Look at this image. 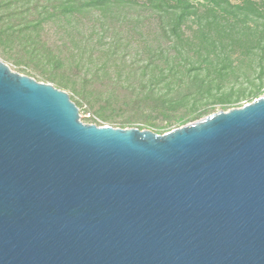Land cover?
<instances>
[{
  "label": "water",
  "instance_id": "95a60500",
  "mask_svg": "<svg viewBox=\"0 0 264 264\" xmlns=\"http://www.w3.org/2000/svg\"><path fill=\"white\" fill-rule=\"evenodd\" d=\"M0 264H264V95L98 127L0 59Z\"/></svg>",
  "mask_w": 264,
  "mask_h": 264
},
{
  "label": "trees",
  "instance_id": "16d2710c",
  "mask_svg": "<svg viewBox=\"0 0 264 264\" xmlns=\"http://www.w3.org/2000/svg\"><path fill=\"white\" fill-rule=\"evenodd\" d=\"M0 59L69 90L77 107L81 100L90 109L100 96L115 98L108 84L169 83L155 102H122L167 120L159 127L167 133L215 113L218 104L228 111L263 96L264 3L0 0ZM104 111L95 113L113 121Z\"/></svg>",
  "mask_w": 264,
  "mask_h": 264
},
{
  "label": "rangeland",
  "instance_id": "374dc122",
  "mask_svg": "<svg viewBox=\"0 0 264 264\" xmlns=\"http://www.w3.org/2000/svg\"><path fill=\"white\" fill-rule=\"evenodd\" d=\"M232 3H235V0H229ZM255 2H262L264 3V0H252ZM52 38V37H51ZM53 39V38H52ZM49 39V42L54 41V39ZM10 69L14 72H17L21 75L30 77L38 82L41 83H47V84H51L54 87L58 88L56 84L54 83H50L46 80H44L42 77H40V75L33 73L29 70L27 71H22V67H16L15 65H13L12 63H6ZM147 79V78H146ZM168 80H166L167 82ZM175 80L172 81L171 79V83L174 82ZM116 86V92H115V98H111V99H105V96H100L99 97V102L94 104V108L90 109L89 106L83 102V101H79L80 102V107H78L79 109V115H80V120L85 123V124H93L96 125L98 127H104V126H109L112 128H121V129H125V128H137L139 130H150L156 134H164L166 132L165 129L159 128L160 126H164L166 125L167 120H164L161 116H157L155 114H150L148 113L147 109H142L138 112H136V109L133 108V106H128V107H124L123 104L124 102L129 103L130 100H135V99H146V102H155L159 99H161L160 97H162L163 95H165V93H167V89L165 88L166 86L170 85L169 83H166L164 85V83H161L158 85L157 88H155V85L152 84V82L149 81H145L142 82L141 84L135 83V84H128L126 82H118L117 84L114 85V83L112 84H108V86ZM109 89V88H108ZM62 90V89H60ZM66 93H68L70 95L71 98H75V95L70 92L69 90H64ZM262 91H264V86L262 88ZM172 95L169 94L168 97H170ZM264 95V94H263ZM173 97H175L176 95H172ZM172 97V98H173ZM154 100V101H152ZM117 101V102H116ZM123 102V104H122ZM249 100L248 99H243L242 101H240L238 104L234 105V106H244L246 104H248ZM116 103V105H115ZM121 103V104H120ZM228 107V105H222V104H218L216 105V111H219L221 109H223L222 107ZM103 107L105 109L104 111V115L105 116H112L114 117V120H108V121H104L102 120V118H100L95 112L100 108ZM120 108V110H119ZM227 109V108H226ZM181 114L184 113V110L182 109ZM131 119V123L128 125H124L122 122L125 119ZM144 121H149V122H154L156 126H151L150 124L145 123ZM173 127V126H172Z\"/></svg>",
  "mask_w": 264,
  "mask_h": 264
}]
</instances>
